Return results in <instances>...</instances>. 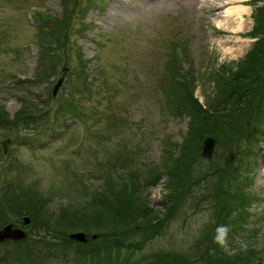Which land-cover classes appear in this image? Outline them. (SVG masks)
<instances>
[{
  "label": "rangeland",
  "instance_id": "1",
  "mask_svg": "<svg viewBox=\"0 0 264 264\" xmlns=\"http://www.w3.org/2000/svg\"><path fill=\"white\" fill-rule=\"evenodd\" d=\"M233 4L248 8L240 27L225 12ZM261 4L0 0V197L23 195L21 222L9 223L26 234L0 241V264H264L263 77L244 88L225 155L218 146L188 169L180 189L191 193L168 221L143 231L114 215L138 200L162 220L164 153L189 119L167 93L191 85L205 106L255 41ZM223 164L236 183L211 173ZM221 226L223 246L214 239ZM75 232L86 241L70 239Z\"/></svg>",
  "mask_w": 264,
  "mask_h": 264
},
{
  "label": "trees",
  "instance_id": "2",
  "mask_svg": "<svg viewBox=\"0 0 264 264\" xmlns=\"http://www.w3.org/2000/svg\"><path fill=\"white\" fill-rule=\"evenodd\" d=\"M257 1H262V4L258 5L252 14L253 26L249 32V34L256 39L243 59L236 64L229 65L227 74L225 71L220 73L221 82L216 81L215 86L211 87L214 96H212V98H209V94L206 96L205 106H202L201 103L193 97V87L191 85L187 86V92L185 93H167V99H169V97L174 99L173 101L179 113L186 112L189 119L188 128L183 133L181 143L170 144L169 141L170 149H167L164 153L166 157L164 168L166 165L165 172L167 174L165 186L168 191L170 190V193L166 196V204H164L166 210L162 220H159V215H154L155 211H153L148 204L146 206L144 201L140 202L138 200L137 205L134 206L135 209L125 207L116 209V211L114 210V215L116 217H127V215H130L131 223L135 224L133 227L143 231L152 229L159 224V221H161L160 223H164L165 220L168 221L169 217L181 208L182 202L185 200L184 195L186 194L188 196L191 193L189 189L180 188L184 176H188V169L194 165V162L199 160L206 151L216 150L215 148H218V146H225L223 149V154L225 155L226 148L228 144H230V142H225V139L229 135L236 136L233 132H228L226 128L231 124L235 127L233 123L237 112L235 111V107L236 105L240 106L242 99L247 97L244 88H246L248 83L260 79L259 77L264 78V0H254V2ZM261 80L263 79L261 78ZM169 88L170 85L167 88L168 91ZM249 93H253V91ZM259 96L260 99L257 102L258 104L260 100L264 101V98H262L264 97V87ZM257 115L258 113L254 114L255 118ZM172 146L175 147L172 148ZM240 152L245 154L242 151ZM223 167H227V169L223 170ZM222 168L220 166L215 167L211 173L214 175L225 174V180H227L228 184L229 179L234 180V183H236L235 180L238 177L236 175V170L226 164H223ZM220 186L223 187V183L220 184ZM234 186L236 185L234 184L231 190H233ZM221 187L219 188L220 195L223 193ZM224 192L226 194L228 193L226 190H224ZM16 199L17 200L13 202H9L8 197H0V225H4L11 221H14L15 225L21 222V211L17 212V210L24 206L25 200H23V195H17ZM176 200L178 202L177 206H175ZM223 203L227 205L228 210L229 200L224 198V202L221 200L220 205ZM24 209L30 212L33 210L32 206L31 208L26 207ZM223 210L224 207H222L221 211ZM118 212L121 216L117 215ZM33 214L35 217L39 216L37 211H34L32 215ZM220 215L225 217V212H220ZM119 236L121 235L119 234L114 237L117 238ZM195 260L197 261V258H195ZM235 263L234 261V264Z\"/></svg>",
  "mask_w": 264,
  "mask_h": 264
},
{
  "label": "water",
  "instance_id": "3",
  "mask_svg": "<svg viewBox=\"0 0 264 264\" xmlns=\"http://www.w3.org/2000/svg\"><path fill=\"white\" fill-rule=\"evenodd\" d=\"M61 81H62V77H60L57 80V82L55 83V85L53 86V89H52L53 95L58 90V88L61 84ZM24 221L28 222V219L25 218ZM25 237H26V234L22 229L14 227L10 223H7L6 225H4L0 230V241H4L6 239H11V240L17 241V240L24 239ZM69 237L71 239L79 241V242H85L86 241L85 234L82 232L71 233L69 235ZM93 237H94V235H93Z\"/></svg>",
  "mask_w": 264,
  "mask_h": 264
},
{
  "label": "bare ground",
  "instance_id": "4",
  "mask_svg": "<svg viewBox=\"0 0 264 264\" xmlns=\"http://www.w3.org/2000/svg\"><path fill=\"white\" fill-rule=\"evenodd\" d=\"M248 8L245 5L242 4H233L232 6L228 7L225 12L226 13H230V15L232 14L231 18L234 17L235 19L237 18V23H238V27H240L241 23L243 22L242 18H243V13L247 12ZM229 15V16H230ZM235 15V16H234ZM230 22H225L223 24H220L221 26H225L226 29L229 28L230 26ZM240 28H238L239 30Z\"/></svg>",
  "mask_w": 264,
  "mask_h": 264
},
{
  "label": "clouds",
  "instance_id": "5",
  "mask_svg": "<svg viewBox=\"0 0 264 264\" xmlns=\"http://www.w3.org/2000/svg\"><path fill=\"white\" fill-rule=\"evenodd\" d=\"M228 228L226 226H221L217 228V235L215 236V242L223 246L226 242V236L228 232Z\"/></svg>",
  "mask_w": 264,
  "mask_h": 264
}]
</instances>
